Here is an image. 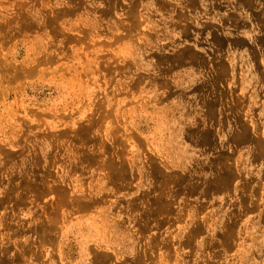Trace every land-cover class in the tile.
I'll return each mask as SVG.
<instances>
[{
	"label": "rangeland",
	"instance_id": "rangeland-1",
	"mask_svg": "<svg viewBox=\"0 0 264 264\" xmlns=\"http://www.w3.org/2000/svg\"><path fill=\"white\" fill-rule=\"evenodd\" d=\"M259 54L264 0H0V264H264Z\"/></svg>",
	"mask_w": 264,
	"mask_h": 264
},
{
	"label": "crops",
	"instance_id": "crops-1",
	"mask_svg": "<svg viewBox=\"0 0 264 264\" xmlns=\"http://www.w3.org/2000/svg\"><path fill=\"white\" fill-rule=\"evenodd\" d=\"M262 55H242V57H240L238 60L236 72H238L240 75L243 74V77L255 73L256 70L259 69ZM262 57V60L264 61V55ZM180 99H182V97H180Z\"/></svg>",
	"mask_w": 264,
	"mask_h": 264
}]
</instances>
